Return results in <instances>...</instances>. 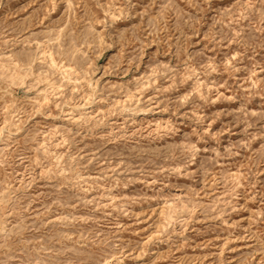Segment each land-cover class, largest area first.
Returning <instances> with one entry per match:
<instances>
[{"label": "rangeland", "instance_id": "1", "mask_svg": "<svg viewBox=\"0 0 264 264\" xmlns=\"http://www.w3.org/2000/svg\"><path fill=\"white\" fill-rule=\"evenodd\" d=\"M0 264H264V0H0Z\"/></svg>", "mask_w": 264, "mask_h": 264}]
</instances>
